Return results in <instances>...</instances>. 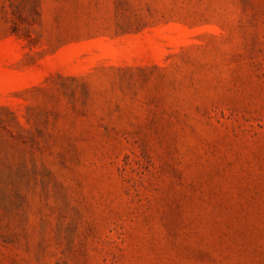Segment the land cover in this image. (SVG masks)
<instances>
[{"label":"rangeland","instance_id":"obj_1","mask_svg":"<svg viewBox=\"0 0 264 264\" xmlns=\"http://www.w3.org/2000/svg\"><path fill=\"white\" fill-rule=\"evenodd\" d=\"M0 264H264V0H0Z\"/></svg>","mask_w":264,"mask_h":264}]
</instances>
